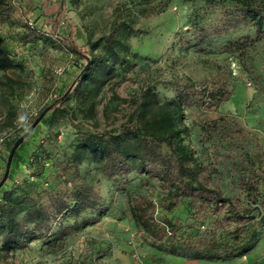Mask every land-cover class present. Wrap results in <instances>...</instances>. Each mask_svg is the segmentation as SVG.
<instances>
[{
	"label": "rangeland",
	"instance_id": "1",
	"mask_svg": "<svg viewBox=\"0 0 264 264\" xmlns=\"http://www.w3.org/2000/svg\"><path fill=\"white\" fill-rule=\"evenodd\" d=\"M13 1L17 7L15 16L0 22V51L22 66L0 69V79L9 77L17 81L13 82V89L0 82V137L6 136L14 123L24 124L28 118H34L62 94L78 78L83 62L50 35H41L27 44L19 40L23 25L18 17L41 31H50L51 16L61 0ZM223 8L222 3L209 4L205 0H66L58 33L73 31L77 42L87 50H90L89 40L107 35L118 16L130 17L128 34L117 45V53L109 57L110 73L96 96L94 117L88 116L83 97L71 94L64 106L74 110L81 120L112 127L129 118L149 85L154 86L162 100L174 96L171 84L174 80L193 79L212 88L220 87L224 91L223 99L186 107V122L190 127L187 141L197 157L210 166L214 183L248 204L251 198H247L245 180L252 170L250 153L254 137L264 148V38L250 44L244 53L224 51L223 46L230 39L255 36V26L242 23L226 33L197 42L194 12L199 23L209 25ZM104 45L101 41L95 50L103 52ZM48 115L25 143L22 153L28 157L45 149L56 163L73 151L78 133L70 122L68 110L58 109ZM221 116L229 122H239L248 133H232L230 125L219 126L217 120ZM12 137L8 136L9 143ZM8 149L9 145L2 152V163ZM98 165L96 158L87 156L81 164V175L98 185L108 204L107 214L55 240L54 232L88 212L77 217L68 215L47 236L10 254L0 253V264H193L195 260L191 258L159 251L146 241L144 231L132 217L129 194L149 195L155 201L157 215L178 221L180 231L175 234L178 237L192 228L196 232L203 229L202 225L210 226L214 217L189 214L185 200L170 212L163 210L159 206L161 193L157 179L147 183L137 171L112 179ZM262 189V195L256 197L261 195L258 199L264 211V183ZM207 264H264V225L250 251Z\"/></svg>",
	"mask_w": 264,
	"mask_h": 264
},
{
	"label": "trees",
	"instance_id": "2",
	"mask_svg": "<svg viewBox=\"0 0 264 264\" xmlns=\"http://www.w3.org/2000/svg\"><path fill=\"white\" fill-rule=\"evenodd\" d=\"M205 2L222 3L224 8L209 25L199 23L197 12H194L197 42L211 35L226 33L242 23L253 24L255 36L243 35L230 39L223 46L224 51L244 53L250 44L264 38V0ZM16 10L13 0H0V22L14 17ZM65 11L66 0H61L58 10L51 16V29L46 32L18 17L23 25L19 32L21 43L27 44L41 35H50L59 46L81 57L83 62L78 78L75 77L62 94L45 105L34 118H28L27 123L20 127V124L14 123L12 128L9 127L10 134L0 144V152H4L9 145V154L14 141L48 108L42 120L17 148L8 180L0 188V253L10 254L33 240L47 236L55 224L68 215L77 217L82 212H88L54 232L55 240L107 214L108 204L98 185L81 175V164L87 156L96 158L100 170L108 178L120 179L137 171L143 174L147 183L157 179L161 193L159 206L163 210L170 212L185 200L189 214H210L214 217L210 226L202 225L203 229L196 232L192 228L178 237L175 235L180 231L178 221L157 215L155 201L149 195L129 194L133 219L144 231L146 241L159 251L207 260L232 258L250 251L258 242L260 228L264 225V211L258 199L264 183L262 143L254 137V147L250 153L252 170L245 180L247 198H251V201L246 204L245 199L225 192L214 183L210 166L197 157L187 141L190 127L186 122V107L223 99L224 91L193 79L174 80L171 82L174 96L162 100L154 86L149 85L125 122L102 127L96 121L81 120L64 103L71 94L83 97L88 116L94 117L96 96L106 82L105 76L110 73L109 57L117 53V45L128 34L130 16H118L107 35L89 40L90 50H87L77 42L73 31L58 33ZM101 41L105 42L103 52L95 50ZM16 65L22 66L0 51V69ZM0 82L13 89V82L17 81L8 77L7 80L0 79ZM72 83L71 90L65 95ZM58 109L68 110L70 122L78 133V143L73 151L56 163L45 149L25 157L22 153L25 143L48 118V114H54ZM217 124L230 125L232 133H248L245 126L236 121L229 122L224 116L218 118ZM9 135H13L10 143L7 141ZM2 155L0 169L3 172L0 179L8 158L7 155L2 163ZM258 194L261 195L256 197ZM260 202H263V198Z\"/></svg>",
	"mask_w": 264,
	"mask_h": 264
},
{
	"label": "water",
	"instance_id": "3",
	"mask_svg": "<svg viewBox=\"0 0 264 264\" xmlns=\"http://www.w3.org/2000/svg\"><path fill=\"white\" fill-rule=\"evenodd\" d=\"M73 86V83L70 85V87L67 89L65 92V95L68 94V92L71 90ZM48 108H45L31 123V125L14 141L10 152L8 154L7 162H6V167L4 174L2 175L0 179V188L5 184V182L8 180L9 174H10V169H11V164L12 160L14 157V154L17 150V148L20 146V144L24 141V139L28 136V134L38 125V123L42 120V118L45 116L47 113Z\"/></svg>",
	"mask_w": 264,
	"mask_h": 264
},
{
	"label": "crops",
	"instance_id": "4",
	"mask_svg": "<svg viewBox=\"0 0 264 264\" xmlns=\"http://www.w3.org/2000/svg\"><path fill=\"white\" fill-rule=\"evenodd\" d=\"M1 154H2V152H0V159H1ZM193 260H195L193 262V264H207L208 261H211V260H207V259H193Z\"/></svg>",
	"mask_w": 264,
	"mask_h": 264
},
{
	"label": "built area",
	"instance_id": "5",
	"mask_svg": "<svg viewBox=\"0 0 264 264\" xmlns=\"http://www.w3.org/2000/svg\"><path fill=\"white\" fill-rule=\"evenodd\" d=\"M27 122H28V119L25 121V123H27ZM21 125H22V124H20L19 127H20ZM8 134H10V133H7V135H8ZM4 138H5V136H1V137H0V144L3 142Z\"/></svg>",
	"mask_w": 264,
	"mask_h": 264
}]
</instances>
